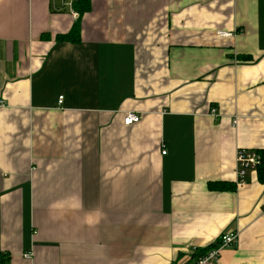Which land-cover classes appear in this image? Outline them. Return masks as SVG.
<instances>
[{"label": "crops", "instance_id": "1", "mask_svg": "<svg viewBox=\"0 0 264 264\" xmlns=\"http://www.w3.org/2000/svg\"><path fill=\"white\" fill-rule=\"evenodd\" d=\"M90 2L0 0V264H264V0Z\"/></svg>", "mask_w": 264, "mask_h": 264}, {"label": "built area", "instance_id": "2", "mask_svg": "<svg viewBox=\"0 0 264 264\" xmlns=\"http://www.w3.org/2000/svg\"><path fill=\"white\" fill-rule=\"evenodd\" d=\"M63 1V0H62ZM77 0H69L67 6L69 7L71 14L74 17L78 18V13L74 9V4ZM65 4H63V8H65ZM218 35L220 37H228L231 36L230 33L219 32ZM64 97L60 96L58 99V105L61 106L63 104ZM6 106V103L0 99V108ZM216 109H212L211 115L217 116ZM141 120V116L135 112H129L124 118V124L126 126H131L133 124L139 123ZM162 155H166V152L163 151ZM261 157L257 151L241 149L237 153L236 162L238 165L237 172V188H245L247 186L246 177L247 171L253 170L260 165ZM238 241V233H230L221 236L220 241L217 242V247L210 250L205 256L198 257L197 259L192 260L189 264H220V258L222 251L226 248L232 247ZM26 259L31 258V254L25 255Z\"/></svg>", "mask_w": 264, "mask_h": 264}, {"label": "trees", "instance_id": "3", "mask_svg": "<svg viewBox=\"0 0 264 264\" xmlns=\"http://www.w3.org/2000/svg\"><path fill=\"white\" fill-rule=\"evenodd\" d=\"M74 9L78 13V19L76 23L74 24L73 28L70 30V32L62 35H57L56 41L57 42H70L74 44H78L81 42V17L90 11L91 9V2L90 0H77L74 4ZM245 60H249V58H246ZM261 161L260 165L256 168V176L257 180L264 185V149L261 151H258ZM208 187L212 191H223V192H229L234 191L236 189V184L229 183V182H210L208 184ZM221 238V237H220ZM220 238L216 243L209 245L205 248H198L196 249L192 254V260L197 259L198 257L205 256L210 250L217 247V242L220 241ZM1 262V261H0ZM3 262V261H2Z\"/></svg>", "mask_w": 264, "mask_h": 264}]
</instances>
